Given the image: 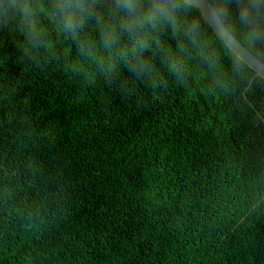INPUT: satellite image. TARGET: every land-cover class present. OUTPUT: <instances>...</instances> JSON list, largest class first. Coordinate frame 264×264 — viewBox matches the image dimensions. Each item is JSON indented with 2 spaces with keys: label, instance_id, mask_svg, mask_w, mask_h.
Wrapping results in <instances>:
<instances>
[{
  "label": "trees",
  "instance_id": "1",
  "mask_svg": "<svg viewBox=\"0 0 264 264\" xmlns=\"http://www.w3.org/2000/svg\"><path fill=\"white\" fill-rule=\"evenodd\" d=\"M22 39L0 30V264H264L263 78L109 82Z\"/></svg>",
  "mask_w": 264,
  "mask_h": 264
},
{
  "label": "clouds",
  "instance_id": "2",
  "mask_svg": "<svg viewBox=\"0 0 264 264\" xmlns=\"http://www.w3.org/2000/svg\"><path fill=\"white\" fill-rule=\"evenodd\" d=\"M0 0V30L22 36L31 60H72L109 82L128 78L163 87L189 81L212 91L243 58L234 42L264 60V0ZM15 188L0 178V203ZM13 212L25 211L13 206Z\"/></svg>",
  "mask_w": 264,
  "mask_h": 264
},
{
  "label": "water",
  "instance_id": "3",
  "mask_svg": "<svg viewBox=\"0 0 264 264\" xmlns=\"http://www.w3.org/2000/svg\"><path fill=\"white\" fill-rule=\"evenodd\" d=\"M194 3L200 4L202 8H206L207 5L205 3V0H194ZM233 47L236 48V51L240 53V55L243 58V62L254 71L253 77L250 79L248 85L245 87V90L243 92L244 97L246 98L245 91L250 87V83H252L254 77L259 76L264 79V62L260 59H255L252 56L248 55L246 52H244L238 45H236L234 42Z\"/></svg>",
  "mask_w": 264,
  "mask_h": 264
}]
</instances>
